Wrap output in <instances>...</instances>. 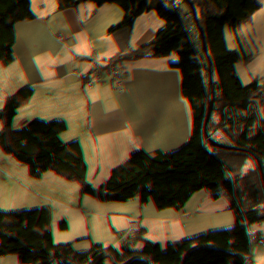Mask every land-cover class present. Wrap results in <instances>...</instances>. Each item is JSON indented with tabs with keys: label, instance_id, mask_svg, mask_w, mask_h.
<instances>
[{
	"label": "crops",
	"instance_id": "crops-1",
	"mask_svg": "<svg viewBox=\"0 0 264 264\" xmlns=\"http://www.w3.org/2000/svg\"><path fill=\"white\" fill-rule=\"evenodd\" d=\"M18 3L21 16L14 18L11 15V18L15 24L14 38L21 36L22 47L15 62L14 38L6 52L15 72L11 82V145L0 179L1 199L2 183L15 167L13 250H8L7 239L0 227V250H4L0 253V264H49L70 250L69 236L74 234L75 227L67 225L69 217L94 222V212L104 188L122 171L121 146L116 136L118 128L136 119L149 97L185 85L201 32L215 22L221 0H96L100 19L90 27H86L81 16V0H18ZM0 5L7 8V5ZM162 15L165 20L160 19ZM110 27L116 29L115 40H120L124 46L136 44L129 65L116 63L113 50L104 38ZM53 35L66 40L73 37V40L66 49L54 50ZM226 71L227 68H223L222 78L216 76L224 89L214 107L205 106L204 93L193 107L174 109L170 114L172 127L182 135L176 153L181 158L193 160L191 168L195 174H206L220 166L201 168L199 154L205 142L215 139L207 135L214 133L217 120H220L214 119V125L208 128L207 119L218 112L215 108L226 96L233 94L234 88L225 85ZM74 72L78 74L77 80L69 82ZM250 86L251 90L256 89L255 79ZM102 87L117 93L127 111L110 121L107 153L99 161L97 142L90 127L89 96ZM25 103L34 110L36 120L21 137ZM49 114H53L51 125L39 137ZM78 135L90 145L98 165L103 168L113 165L112 172L103 175L100 195L92 209L84 211L75 210L76 198L71 189L73 184L84 181L81 151L75 140ZM38 139L40 142L33 149L32 145ZM51 139H54V145L47 160L46 150ZM224 148L234 150L230 143H223L219 150L222 152ZM206 162L211 165L210 160ZM124 183L122 173L117 192L122 193ZM212 187L217 189L219 185L214 181ZM260 199L264 200V193ZM167 201L169 203L171 198ZM206 204L201 215L212 216L219 212L211 201L207 200ZM100 245H103L104 253L95 261L97 252L89 258L85 247V252L68 260L60 259L55 264H111L117 243L110 249L104 238L97 240L95 248Z\"/></svg>",
	"mask_w": 264,
	"mask_h": 264
},
{
	"label": "trees",
	"instance_id": "trees-1",
	"mask_svg": "<svg viewBox=\"0 0 264 264\" xmlns=\"http://www.w3.org/2000/svg\"><path fill=\"white\" fill-rule=\"evenodd\" d=\"M0 179L6 166L11 145V82L14 68L6 56L15 34V24L11 18H20L18 0H0ZM81 16L90 27L100 19L96 0H81ZM165 12V9H164ZM163 12V13H164ZM165 15L160 17L165 20ZM256 26L258 37L251 31ZM115 28L110 27L104 38L107 45L113 50L115 61L119 66L129 65L131 54L136 44L124 46L120 40H115ZM73 37L64 39L62 36H52L54 50H64L72 42ZM22 47V38L16 35L13 48L16 56ZM222 63L227 71L225 85L229 88L240 86L244 91L254 81V77L264 72V0H229L227 12L220 23L212 22L201 32L198 47L191 58V69L182 88L171 87L163 94H155L147 99L141 107L136 119L121 125L117 132V142L121 146L120 161L123 169L118 173L103 191L101 204L94 221V241L87 250L89 258L95 251V245L100 238L98 229L103 210L118 188V182L124 174L122 193L124 199L118 208L111 212L105 239L110 249L114 243L122 249L111 264H176L174 250L178 247L176 237L181 234L171 225L167 226L164 234L160 235L158 247L153 248L145 241L140 240L143 252H134L128 246L137 242V235L133 231L140 228L148 230V222L144 218L143 203L159 206L169 198L171 201L186 203L193 214L202 213L199 203L207 199L213 203L214 209L222 211L232 202V197L219 188L213 189V182L219 187L230 189L242 187L248 179L255 176L264 183V86L258 94L247 92L243 95L244 107L231 109L227 114L218 111L207 119V127L214 125V119L226 118L225 127L232 137L235 132L244 135L251 150L240 156L238 161L225 162L219 147L223 145L218 139H210L200 150L201 161L210 160L211 165H220L206 174H195L192 170L193 160L181 158L177 153L179 138L182 137L172 127L171 112L174 109H185L196 105L205 91L213 82V62ZM74 72L69 82L77 80ZM126 79V78H125ZM91 109L90 127L97 142L98 160L107 153V128L110 121L126 113L120 96L107 87L92 92L89 96ZM56 111V110H55ZM58 111V110H57ZM59 112V111H58ZM53 114H49L43 122L39 137L49 129ZM25 124L21 129V137L29 131L35 123L34 110L25 103L23 106ZM241 125H238V123ZM22 139V138H21ZM76 145L81 151L82 183L71 186L72 194L76 198V211L91 209L101 191L103 175L113 170L112 163L107 168L98 165L93 159V150L83 142L78 135ZM40 139L33 143L36 148ZM54 139H51L46 150L47 160L51 156ZM227 154L228 148L223 149ZM243 165L248 177L242 175L238 169ZM13 166L2 183L3 195L0 199V227L7 239L8 250L12 251L13 234ZM178 181L175 191L170 184ZM264 185V184H263ZM209 191L211 194L208 195ZM206 197V198H205ZM255 208L264 212V202L253 201ZM75 227L73 235L69 236L71 247L67 254L54 258L49 264H55L60 259H71L79 253L85 252L86 220L75 221L72 215L67 225ZM24 249V248H23ZM23 249L21 252H23ZM40 250L37 251V253ZM145 251L147 254H145ZM4 250H0L3 253ZM248 260L244 264H264V246H253L249 250Z\"/></svg>",
	"mask_w": 264,
	"mask_h": 264
},
{
	"label": "built area",
	"instance_id": "built-area-1",
	"mask_svg": "<svg viewBox=\"0 0 264 264\" xmlns=\"http://www.w3.org/2000/svg\"><path fill=\"white\" fill-rule=\"evenodd\" d=\"M230 158L238 160L236 157ZM263 184L253 176L252 182L242 187H219L232 197V202L212 216L193 214L186 203L170 201L163 208L160 220L153 223L151 213L154 211L150 209L153 205L143 203L141 207L145 209L148 230L135 228L133 231L137 235V242L130 246L143 252L140 240L144 236L147 243L157 248L160 235L171 225L181 232L175 240L178 244L176 249L180 251V254L174 252L176 264H244L251 247L264 246V212L255 208L254 196L250 191V188ZM206 203L207 199L204 198L199 203L202 210L207 207Z\"/></svg>",
	"mask_w": 264,
	"mask_h": 264
},
{
	"label": "rangeland",
	"instance_id": "rangeland-1",
	"mask_svg": "<svg viewBox=\"0 0 264 264\" xmlns=\"http://www.w3.org/2000/svg\"><path fill=\"white\" fill-rule=\"evenodd\" d=\"M228 2H229V0H221V4H220V8H219L220 10H219L217 18L215 19V22L220 23L222 21L225 13L227 12ZM251 31H252L254 37H258V31H257L256 26L254 28H252ZM212 68L214 71V80L211 83V85L209 86V88L205 91V97L204 98H205V103H206L205 106L206 107H211V106L214 107L220 98L222 90L224 89L223 83L221 82L220 79L216 80V76L222 78L223 77V75H222L223 74V68H226V67L222 63L215 61L212 64ZM254 79H255V86H256L255 90L254 89L251 90L250 89L251 86H250V88L248 87L244 91H242V90L240 91V89H241L240 86L236 85L233 87L234 88L233 92H232L233 94H231L230 97L226 96V99H224V101L218 107H216L217 109L215 108V110L216 111H222L225 114H227L231 109H235V108L241 109L242 107H244L243 95L245 93H247V92L254 93V94L260 93L261 87L264 86V72L258 73L254 77ZM179 110H183V109H179ZM217 121H219V122L215 125L214 133L211 135L208 134L207 136L218 139V140H220V142L222 141L223 143H230L231 146L234 148V150L231 151L230 154H227L226 152H224V150L222 151V155H223L225 162H233V160L230 157H236L239 160V158L242 154L247 153L251 150L250 144L248 145L245 142L244 135L240 132H235V134L232 137L230 136L229 132L227 131V128L225 127L226 118H223V119H220ZM238 125H241V123L239 122ZM192 155L194 157H197V154H194V151H192ZM199 164H200V167L203 169L204 168H210V166L212 167V165H210V163H207L206 161H200ZM238 169L240 172L245 173V177H248V173H247V171L243 165H239ZM251 182H252V179L249 178L248 183H251ZM177 184H178V181L170 184V188L172 189V191H175ZM250 191L253 193L254 200L257 199V200H261L264 202L263 199H260V196H262L264 193L263 192L264 187H262V186L261 187H255V188L252 187V188H250ZM114 193H116L115 196H113ZM114 193L112 194V196L108 202V205L103 210L102 216L100 217V224H99V229H98V233H99V237H100L99 239L105 238V236L107 234V226H108V222H109L111 212L113 210H115L114 208L116 206H118V204H120V201L122 199H124V195L121 192H117V190H116V191H114ZM101 200H102V197L100 199V202H98V204H97L96 210L99 209L100 204H101ZM167 202L168 201H166L163 205H159V206L153 205L152 208H150L151 210L154 211L151 213L153 223H157L160 220L161 213L163 211V208L167 204ZM92 207H93V205H92ZM92 207H91V209H92ZM75 221H78V220H75ZM86 223H87L86 227H85V230H86V232H85L86 233L85 243H86V245H84V246L87 249H90L92 247V244L94 241V222H89V220L87 219ZM148 235L150 236L151 232H149ZM102 246L103 245H100V248L99 247L95 248V253L97 252V254L95 255L93 261L97 260L98 256H101V254L104 253ZM128 248H130L134 252H139V250L134 246L129 245ZM107 250H108V252H110L109 248ZM121 251H122V249L120 247L116 246V248L113 252V256L115 257V262H117V259H116L117 254L120 253ZM174 252L176 254H180V251L178 249H175Z\"/></svg>",
	"mask_w": 264,
	"mask_h": 264
}]
</instances>
